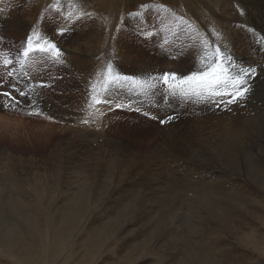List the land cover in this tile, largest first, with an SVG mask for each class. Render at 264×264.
<instances>
[{
	"label": "rangeland",
	"instance_id": "1",
	"mask_svg": "<svg viewBox=\"0 0 264 264\" xmlns=\"http://www.w3.org/2000/svg\"><path fill=\"white\" fill-rule=\"evenodd\" d=\"M263 148L264 0H0V264H264Z\"/></svg>",
	"mask_w": 264,
	"mask_h": 264
},
{
	"label": "bare ground",
	"instance_id": "2",
	"mask_svg": "<svg viewBox=\"0 0 264 264\" xmlns=\"http://www.w3.org/2000/svg\"><path fill=\"white\" fill-rule=\"evenodd\" d=\"M232 1H233V0H232ZM239 1H240V0H239ZM249 2H250V1H249ZM5 4H6V3H5ZM226 4L228 5V3H226ZM229 5H230V4H229ZM233 6H234V5H233ZM233 6H232V7H233ZM233 8H234V7H233ZM237 9H238V8H237ZM226 10H227V9H226ZM252 11H253V10H252ZM257 14H258V13H257ZM221 15H222V14H221ZM258 15H260V14H258ZM260 16H261V15H260ZM4 17H5V16H4ZM261 18H262V17H261ZM8 19H9V18H8ZM204 19H206V18H204ZM56 22H57V21H56ZM4 23H5V22H4ZM9 24H10V23H9ZM218 25H219V24H218ZM215 26H216V25H215ZM219 26L221 27V25H219ZM220 27H218V28L221 29ZM207 28H208V27H207ZM222 30H223V29H222ZM213 32H214V31H213ZM215 32H216V31H215ZM252 32H253V31H252ZM258 32H259V31H258ZM93 34H94V33H93ZM218 34H219V33H218ZM254 36H255V35H254ZM98 38H99V37H93L92 40L89 41V44H93V46L96 47L95 44L98 43V41H97ZM91 46H92V45H91ZM229 46H230V45H229ZM95 47H94V48H95ZM94 48H93V49H94ZM91 50H92V49H91ZM230 53H231V52H230ZM219 54H220V53H219ZM226 59H227V58H226ZM236 60H237V59H236ZM199 61H200V60H199ZM238 61H239V60H238ZM96 62H98V63H100V64H97V65L95 66V69H94L93 73H95L96 71H99V66L103 65L104 62H105L104 65H103L104 67H103L100 71H103V69H104L106 66H108V65H107L108 63L106 62V60L98 59V60H96ZM197 62H198V61H197ZM197 62H196V63H197ZM235 62H236V61H235ZM106 63H107V64H106ZM109 66H111V65H109ZM109 66H108V67H109ZM260 69H262V68H260ZM104 70H105V69H104ZM105 71H106V70H105ZM105 71H104V72H105ZM261 71H262V70H260V72H261ZM78 73H79V72H78ZM108 73H109V72H108ZM260 74H261V73H260ZM262 76H263V75H262ZM94 82H95V81H94ZM124 82H125V81H124ZM101 86H102V85H101ZM114 87L118 88V91H121L123 94H125L126 97H128V99H130V98H132V97H134V98H138V97H139V95H138L137 92H136V89L133 88L132 85H130V87H129L128 89L126 88L125 84H124V86L120 85L119 87H118L117 84H114V83H113V85H110V88L113 89ZM86 88H87V87H86ZM124 88L127 89L128 92H127ZM151 89H152V88H151ZM151 89H150V90H151ZM223 89H224V88H223ZM90 90H91V88H90ZM129 90H130V91H129ZM96 92H97V91H96ZM194 94H195V93H194ZM90 95H91V94H90ZM34 97H35V99L38 98V99L40 100V102H41V99H42V98H39V96H38V94H37V91L35 92V96H34ZM90 97H92V95H91ZM160 97H161V96H160ZM224 97H225V96H224ZM224 97H223V98H224ZM139 98H140V97H139ZM155 98H156V96H155ZM91 99H92V98H91ZM93 99H94V97H93ZM93 99H92V102L94 101ZM42 100H43V99H42ZM97 100H98V98H97ZM133 100H134V99H133ZM138 100H139V99H138ZM138 100H137V102H138ZM226 100H227V99H226ZM95 101H96V100H95ZM165 101H167V100H165ZM195 101H196V100H195ZM3 102H4V101H3ZM40 102H39V104H40ZM137 102H135V103H137ZM139 102H140V100H139ZM158 102H159V101H158ZM198 102H199V101H198ZM204 102H205V101H204ZM248 102H249V101H248ZM1 103H2V102H1ZM4 103H5V102H4ZM41 103H42V102H41ZM93 103H94V102H93ZM133 103H134V102H133ZM167 103H168V102H167ZM167 103H166V104H167ZM214 103H215V102H214ZM218 103H219V102H218ZM225 103H226V102H225ZM229 103H230V102H229ZM5 104H7V103H5ZM39 104H38V105H39ZM47 104L51 105L50 103H47ZM171 104H172V103H171ZM202 104H203V103H201V105H202ZM220 104H221V103H220ZM93 105H94V104H93ZM168 105H169V104H168ZM172 105H173V104H172ZM199 105H200V104H199ZM199 105H198V106H199ZM211 105H213V104H211ZM46 106H47V105H46ZM135 106H136V105H135ZM163 106H164V105H163ZM214 106H215V105H213V107H214ZM232 106H233V105H232ZM254 106H255V105H254ZM261 106H262V105H261ZM208 107H209V106H208ZM244 107H245V106H244ZM47 108H48V107H47ZM252 108H253V107H252ZM48 109H51V108H48ZM205 109H206V108H205ZM51 110H53V109H51ZM53 111H54V110H53ZM94 111H95V110H93V112H94ZM208 111H209V110H208ZM226 111H227V110H226ZM234 111H235V110H234ZM247 111H248V110H247ZM204 112H205V111H204ZM228 112H229V111H228ZM236 112H237V111H236ZM251 112H252V111H251ZM251 112H250V114H251ZM96 113H97V112L95 111V113H94L93 115H96ZM98 113H99V112H98ZM98 113H97V114H98ZM229 113H230V112H229ZM229 113H228V114H229ZM248 113H249V112H248ZM99 114H100V113H99ZM99 114H98V115H99ZM225 114H226V113H225ZM242 114H243V113H242ZM245 114H247V113H245ZM256 114H257V113H256ZM93 115H92V116H93ZM98 115L94 116V118H97V120H96L97 122L94 120L96 124L93 122V123L95 124V126H96V125H100V122L103 120V119H102V120L99 121V120H98ZM238 115H239V114H238ZM99 116H100L99 118H101V115H99ZM199 116H200V115H199ZM234 116H237V115L234 114ZM242 116H243V115H242ZM242 116H241V117H242ZM260 116H261V115H260ZM176 117H177V116H176ZM209 117L211 118V115H210ZM215 117H216V116H215ZM215 117H214V118H215ZM220 117L222 118V116H220ZM239 117H240V116H239ZM245 117H247V116L245 115L244 118H245ZM248 117H249V116H248ZM250 117H251V116H250ZM201 118H202V117H201ZM203 118L206 119V117H203ZM203 118H202V119H203ZM214 118H212V119H214ZM218 118H219V117H218ZM224 118H225V117H224ZM231 118H232V117H231ZM233 118H234V117H233ZM237 118H238V117H237ZM237 118H236V120H237ZM258 118H259V117H258ZM92 119H93V118H92ZM197 119H198V118H197ZM208 119H209V118H208ZM234 119H235V118H234ZM247 119H249V118H247ZM195 120H196V119H195ZM198 120H199V119H198ZM198 120H197V122H198ZM200 120H201V119H200ZM200 120H199V121H200ZM203 120H204V119H203ZM214 120H215V119H214ZM214 120H213V121H214ZM218 120H220V119H217V121H218ZM224 120H226V119H224ZM240 120H242V119H240ZM240 120H239V121H240ZM92 121H93V120H92ZM92 121H91V122H92ZM184 121H185V120H184ZM209 121L211 122L210 119H209ZM244 121H245V120H244ZM102 122H103V121H102ZM102 122H101V123H102ZM202 122L206 123L207 121H206V122H205V121H202ZM202 122H201V123L199 122V126H200V127H201L200 124H202ZM210 122H208V123H210ZM221 122H222V121H221ZM204 123H203V124H204ZM213 123H214V124H212V123H211V124H212V125H215V126L218 125L216 122H213ZM215 123H216L217 125H216ZM222 123H223V122H222ZM47 125H48V124H47ZM177 125H178V124H177ZM196 125H197V124H196ZM204 125H205V124H204ZM206 125H207V124H206ZM206 125H205V126H202L200 129H203V127L205 128ZM241 125H242V124H241ZM245 125H246V124H245ZM179 126H180V124H179ZM208 126H209V125H208ZM222 126H223V125H222ZM231 126H232V125H231ZM250 126H251V125H250ZM257 126H258V125H257ZM260 126H261V124H260ZM47 127H48V126H47ZM69 127H70V125H69ZM69 127H68V128H69ZM217 127H218V126H217ZM239 127H240V126H239ZM242 127H243V126H242ZM242 127H241V129H242ZM206 128H207V127H206ZM206 128H205V129H206ZM210 128H212V127H210ZM221 128H223V127H221ZM221 128L219 127V129H221ZM247 128H248V127H247ZM200 129H199V130H200ZM205 129H204V131H205ZM207 129H208V128H207ZM216 129H217V128H216ZM219 129H217V130H219ZM49 130H50V128H49ZM180 130H181V128H180ZM187 130H188V129H187ZM213 130H214V129H213ZM217 130H216V131H217ZM250 130H251V129H250ZM256 130H257V129H256ZM181 131H182V130H181ZM181 131H180V132H181ZM197 131H198V130H197ZM200 131H203V130H200ZM204 131H203V132H204ZM220 131H221V130H220ZM220 131H219V132H220ZM229 131H230V130H229ZM229 131H228V132H229ZM235 131H236V130H235ZM241 131H242V130H241ZM247 131H248V130H247ZM198 132H199V131H198ZM260 132H261V131H260ZM75 133H76V132H75ZM181 133H182V132H181ZM192 133H193V132H192ZM192 133H191V134H192ZM199 133H200V132H199ZM221 133H222V132H221ZM243 133H244V132H243ZM261 133H262V132H261ZM261 133H260V135H262ZM204 134H206V133H203V135H204ZM217 134H218V133H217ZM244 134H245V133H244ZM246 134H247V133H246ZM246 134H245V135H246ZM210 135L213 136V134H210ZM210 135H209V136H210ZM249 135H250V134H249ZM209 136H206V137H209ZM216 136H217V135H216ZM216 136H215V137H216ZM218 136H219V135H218ZM236 136H237V135H236ZM46 137H47V136H46ZM242 137H243V136H242ZM213 138H214V137H213ZM215 139H216V138H215ZM243 139H244V138H243ZM188 140H189V139H188ZM197 140H198V139H196V140H194V141L196 142ZM227 141H228V140H227ZM235 141H236V140H235ZM250 141H251V140H250ZM259 141H260V140H259ZM200 142H201V141H200ZM248 142H249V141H248ZM190 143H191V141H190ZM200 144H201V143H200ZM202 144H203V142H202ZM215 144H216V143H215ZM229 144H230V143H229ZM242 144H244V143L242 142ZM261 144H262V143H261ZM204 145H205V144H204ZM209 145H210V144H209ZM230 145H231V144H230ZM233 145H234V144H233ZM255 145H256V144H255ZM198 146H199V144H198ZM202 146H203V145H202ZM207 146H208V143H207ZM207 146H206V147H207ZM217 146H218V145H217ZM237 146H239V145H237ZM237 146H236V148H237ZM204 147H205V146H204ZM206 147H205V148H206ZM244 147H245V146H244ZM199 149L202 151L203 148H202V149L199 148ZM207 149H208V148H207ZM209 149H210V148H209ZM237 149H238V148H237ZM250 149H252V148H250ZM256 149H257V148H256ZM200 150H199V151H200ZM263 150H264V148H263ZM201 151H200V153H201ZM203 151H205V149H204ZM209 151H210V150H209ZM217 151H219V150H217ZM227 151H228V148H227L226 152H227ZM249 151H250V150H249ZM207 152H208V151H207ZM220 152H221V151H220ZM258 152H259V151H258ZM262 152H263V151H262ZM94 153H95V152H94ZM205 153H206V152H205ZM212 153H213V152H212ZM216 153H217V152H216ZM218 153H219V152H218ZM232 153H233V152H232ZM198 154H199V153H198ZM204 155H205V154H204ZM213 155H215V154H213ZM213 155H211V156H213ZM236 155H238L237 152H236ZM252 155H253V154H252ZM189 156H190V155H189ZM200 156H202V154H200ZM208 156H209V155H208ZM231 156H232V155H231ZM254 156H255V155H254ZM118 157H119V156H118ZM214 157H215V156H214ZM227 157L229 158L228 154H227ZM248 157H249V156H248ZM188 158H190V157H188ZM195 158H196V157H195ZM212 158H213V157H212ZM215 158H217V157H215ZM222 158H223V157H222ZM239 158H240V157H239ZM239 158H238V160H239ZM193 159H194V158H193ZM226 159H227V158H226ZM235 159H236V158H235ZM245 159H246V158H245ZM117 160H118V159H117ZM188 160H189V159H188ZM188 160H187V162H188ZM226 161H227V160H226ZM117 162H118V161H117ZM220 162L223 163V159H222V161L220 160ZM252 162H253V161H252ZM232 163H233V162H232ZM253 163H254V162H253ZM230 164H231V163H230ZM251 164H252V163H251ZM234 165H235V164H234ZM237 165H238V164H237ZM239 165H241V164H239ZM247 165H248V164H247ZM228 166H229V165H228ZM249 168H250V167H249ZM251 168H252V167H251ZM256 168H257V167H256ZM242 169H243V168H242ZM231 170H232V167H230V168H225V167H223L222 170L214 171L211 175H212V176L214 175V176L218 177V174H220V176H224V177H226V178H230L229 171H231ZM254 170H255V169H254ZM241 171H242V170H241ZM249 171H250V170H249ZM238 172H239V171H238ZM245 173H246V172H245ZM247 173H248V172H247ZM249 173H250V172H249ZM239 174H240V173H239ZM243 175H244V174H243ZM236 176H237V175H236ZM238 176H239V175H238ZM244 176H245V177H248L247 175H244ZM200 177H201V176H200ZM255 177H256V176H255ZM201 178H202V177H201ZM249 178H250V177H249ZM258 178H260V177H258ZM230 179H231V180H229V181H231V182H229L228 188L232 191V190H234V188H235L233 185H236V184H237V180H236V179L234 180L233 178H230ZM255 179H256V178H255ZM241 183H242V182H241ZM200 184H201V183H200ZM263 184H264V183H263ZM105 185H106V184H105ZM241 185H242V184H241ZM102 186H103V185H102ZM238 186H239V185H238ZM261 186H262V185H261ZM81 187H82V186H81ZM247 187H248V186H247ZM262 187H263V186H262ZM9 189H11V188L9 187ZM9 189H8V190H9ZM238 189H239V188H238ZM83 190H84V189H83ZM231 191H230V192H231ZM2 192H4V191H2ZM70 192H71V191H70ZM75 192H76V191H75ZM79 193H81V192H79ZM79 193H78V195H79ZM93 193H94V191H93ZM69 194H70V193H69ZM227 194H228V193H227ZM229 194H231V193H229ZM7 195H8V194H7ZM84 195H85V194H84ZM5 196H6V195H5ZM5 196H4V197H5ZM9 196H10V195H9ZM12 196H13V194H12ZM76 196H77V195L75 194V195H70V197H69V201L73 202L72 205H73L74 207H76V203H74L75 200H77V199H75ZM82 196H83V195H82ZM232 196H233V195H232ZM251 196L253 197L254 194H253V195L251 194ZM256 196H257V195H255V199L258 200V198H256ZM257 197H258V196H257ZM14 198H15V197H14ZM89 198H91V197H89ZM259 199H260V198H259ZM2 200H3V199H2ZM15 200H16V199H15ZM260 200H261V199H260ZM5 203H6V202H5ZM5 203H4V204H5ZM24 204H26V203L24 202ZM262 204H263V200H261V201L259 202V205H262ZM14 205H16V204H14ZM251 205H252V204H251ZM251 205H250V206H251ZM3 206H5V205H3ZM12 207H13V206H12ZM12 207H11V208H12ZM2 208H3V207H2ZM7 208H9V207L7 206ZM7 208H6V209H7ZM4 209H5V208H4ZM63 209H64V210H69L68 208L66 209V207L63 208ZM9 210H10V209H9ZM30 210H31V209H30ZM60 210H61V209H60ZM60 210L57 208L56 211H59V213H54V214H57V215L59 214V216L63 215L64 213H62V211L60 212ZM2 211H3V209H2ZM12 211H13V210H12ZM28 211H29V210H28ZM34 211H35V210H34ZM118 211H119V210H118ZM245 211H246V210H245ZM0 212H1V211H0ZM4 212H5V211H4ZM4 212H3V214H6V213H7V212H6V213H4ZM23 212H24V211H23ZM23 212H22V218H24V219H18V220L16 221V223H15V228L13 227V228H12V231H14V230L17 231V227L20 226L21 224H23L21 227H24V223H23V222L25 221V219H26V220L28 219L29 214L26 215V214L23 213ZM120 212H121V211H120ZM61 213H62V214H61ZM8 214H9V213H8ZM8 214H6V216H7ZM31 214H32V213H31ZM31 214H30V215H31ZM36 214H37V213H36ZM1 215H2V214H1ZM1 215H0V216H1ZM71 215H72V214H71ZM31 216H34V215H31ZM59 216H58V217H59ZM85 216H86V215H85ZM215 217H216V216H215ZM230 217H231V216H230ZM0 218H1V217H0ZM4 218H5V217H4ZM31 218H32V217H31ZM31 218H30V219H31ZM35 218H36V219H39V218L36 217V216H35ZM30 219H29V220H30ZM213 219H214V218H213ZM0 220H3V219H0ZM218 220H219V219H218ZM5 221H6V220H5ZM32 221H33V220H32ZM74 221H76V220H75V216H74L73 219L71 220V223L74 222ZM212 222H213V221H212ZM216 222H217V221H216ZM223 222H224V221H223ZM232 222L235 223V221H234L233 219H232ZM4 223H5V222H4ZM4 223H3V224H4ZM210 223H211V222H210ZM214 223H215V222H214ZM25 224H26V223H25ZM36 224H37V223H36ZM208 224H209V222H208ZM216 224H217V223H215V225H216ZM223 224H224V223H223ZM4 225H5V224H4ZM27 225H28V224H27ZM31 225H32V224H31ZM215 225L213 226V228L215 227ZM225 225H226V223H225ZM0 226H1V225H0ZM221 226L223 227V225H221ZM209 227H210V226H209ZM238 227H239V226H238ZM0 228H1V227H0ZM4 228H5V227H4ZM10 228H11V227H10ZM39 228H40V227H39ZM232 228H233V227H232ZM239 228H240V227H239ZM216 229H217V228L215 227V230H216ZM224 229H225V228H224ZM211 230H212V229H211ZM32 231H33V230H32ZM227 231H228V230H227ZM237 231H238V229H237ZM239 231L242 232L243 230H239ZM17 232H18V231H17ZM23 232H24V231H22V232H18V233H20V234H24V235H25L26 233H23ZM30 232H31V231H30ZM212 232H213L212 234H214L213 236H215V234H216L215 232H216V231H212ZM218 232H219V231H218ZM28 233H29V232H28ZM36 233H37V232H36ZM237 233H238V232H237ZM237 233H236V234H237ZM31 234L33 235V233H31ZM34 234H35V233H34ZM91 234H92V233H91ZM219 234H220V233H219ZM238 234H239V233H238ZM32 235H31V236H32ZM217 235H218V234H217ZM217 235H216V236H217ZM243 235H244V233H243ZM258 235H260V232H259L258 230H254V231H252L251 234H250L251 239L254 238V236H258ZM27 236H29V234H27ZM27 236H26V237H27ZM35 236H37V235H35ZM35 236L33 235V236H32V239H27V238L24 239V241L22 242V244L19 246L20 256H23L24 254H27V255L29 254V253H28L29 251L27 252V250H29V248L31 247L32 243L34 244L33 246H35L36 248L40 247V245H41L40 238L37 237V239H36ZM250 236H249V237H250ZM217 237H220V235L217 236ZM236 237H237V236H236ZM245 237H246V236H245ZM29 238H30V237H29ZM214 238H215V237H214ZM247 238H248V237H247ZM255 238H256V237H255ZM218 239H219V238H218ZM236 239H237V238H236ZM34 240H35V241H34ZM58 241H59V239H58ZM43 242H44V241H43ZM52 243H53V242H52ZM187 246H188V245H187ZM188 248H189V247H188ZM43 249H44V248H43ZM32 250H33V249H32ZM32 250H31V251H32ZM36 250H37V249H36ZM190 250H191V248L189 249V251H190ZM38 252H39V251H38ZM192 252H193V253H191V255L194 254V252L196 253L197 251H192ZM204 252H205V251H204ZM204 252H203V253H204ZM128 253H129V252H128ZM234 253H235V252H234ZM234 253H232V254H234ZM196 256H197V255H196ZM196 256H193V257H196ZM236 256H237V255H236ZM240 256H241V255H240ZM242 256H244V254H243ZM30 257H31V256H30ZM243 258H244V257H243ZM249 260H250V259H249ZM37 261H38V260H37ZM238 262H239V261H238ZM215 263H217V262H215ZM243 263H244V262H243ZM196 264H202V260L200 259L199 262H196ZM244 264H245V263H244Z\"/></svg>",
	"mask_w": 264,
	"mask_h": 264
}]
</instances>
